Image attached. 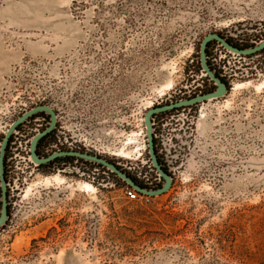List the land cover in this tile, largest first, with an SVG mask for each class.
Listing matches in <instances>:
<instances>
[{
  "label": "rangeland",
  "instance_id": "374dc122",
  "mask_svg": "<svg viewBox=\"0 0 264 264\" xmlns=\"http://www.w3.org/2000/svg\"><path fill=\"white\" fill-rule=\"evenodd\" d=\"M263 80L264 0H0V264H264Z\"/></svg>",
  "mask_w": 264,
  "mask_h": 264
},
{
  "label": "water",
  "instance_id": "95a60500",
  "mask_svg": "<svg viewBox=\"0 0 264 264\" xmlns=\"http://www.w3.org/2000/svg\"><path fill=\"white\" fill-rule=\"evenodd\" d=\"M216 39L217 37L215 36V35H209V36H207L204 40H203V47L205 46V44L209 41V40H211V39ZM231 50H233V51H235L236 53H240V54H244V53H246V52H253V51H255V50H257L258 49V47H255V48H251L250 50H239V49H236V48H234V47H232V46H229V45H227ZM203 47L201 48V58H202V63H203V65H205V60H204V56H203ZM208 70V69H207ZM210 75H211V73H209ZM212 76V75H211ZM214 78V77H213ZM214 80H215V82H216V84H217V87H216V90L214 91V92H210V93H207V94H204V95H202L200 98H217V97H219V96H221V95H223L224 93H225V90H226V88H225V84H223V83H221L218 79H215L214 78ZM37 111H45V112H48L49 114H50V116H51V123H50V126L45 130V131H43L42 133H39L38 135H36L35 137H34V139L32 140V143H31V156H32V159L35 161V162H39V163H45V162H47L50 158H47V159H41V158H38L37 156H36V154L34 153V151H35V148H36V144H37V141L42 137V136H44L45 134H47L49 131H50V129L52 128V126L54 125V116H53V112L49 109V108H47V107H44V106H40V107H38V108H35V109H33V110H31V111H29V112H27L26 114H24L23 116L24 117H26V116H28V115H30V114H32L33 112H37ZM148 118H146V120H147ZM146 125H147V127H148V122L146 121ZM148 130H149V127H148ZM150 150H151V152H152V145H151V143H150ZM57 156H60V155H63V156H76V157H78V158H82V159H85V160H90V161H94V162H96V163H99V164H102V165H104V166H106V167H108V168H110L113 172H115L116 174H118L120 177H122L127 183H129L131 186H135L134 185V183L129 179V178H127L122 172H120L118 169H116L115 167H114V165L113 164H110V163H108V162H105L104 160H102V159H100V158H98V157H95V156H91V155H88V154H80V153H74V152H65V153H59V154H56ZM56 156V157H57ZM169 184H170V180H169V178L168 177H165V184H164V186L160 189V190H158V191H151V192H149V191H146V190H143L142 188H140V187H138V186H136V188H137V190L138 191H140V192H143V193H145V194H150V195H152V194H155L156 192H158V193H160V192H163V191H165V190H167L168 188H169ZM5 218H6V211H5V207L3 206V208H2V212H1V214H0V224H2L3 222H4V220H5Z\"/></svg>",
  "mask_w": 264,
  "mask_h": 264
},
{
  "label": "trees",
  "instance_id": "16d2710c",
  "mask_svg": "<svg viewBox=\"0 0 264 264\" xmlns=\"http://www.w3.org/2000/svg\"><path fill=\"white\" fill-rule=\"evenodd\" d=\"M226 42H228L232 47H234V48H236V49H239V50H244V49H247V48H251V47H253V44H237V43H232V42H230L229 40H226ZM207 65H208L209 69L212 70V68H211V66H210V64H209V62H207ZM214 76H215L217 79H220L221 82L225 83V81H224L223 78L219 75V73H215V72H214ZM210 92H212V88H209L208 90L202 92V94H207V93H210ZM35 117H36V116H35ZM46 137H48V135H47V136H44V138H46ZM44 138H43V139H44ZM59 160H61V161H64V160H73V158H71V157H67V156H65L63 159L55 158V159H54V162H57V161H59ZM113 165H114V167H115L116 169H118L120 172H122L127 178H129V179L134 183V185H138V187H140V188L148 189L145 185L142 186L140 182H138L134 177L130 176L127 172H125V171H123V170H120V168H119L118 166H116L115 164H113Z\"/></svg>",
  "mask_w": 264,
  "mask_h": 264
},
{
  "label": "bare ground",
  "instance_id": "6f19581e",
  "mask_svg": "<svg viewBox=\"0 0 264 264\" xmlns=\"http://www.w3.org/2000/svg\"><path fill=\"white\" fill-rule=\"evenodd\" d=\"M239 86H241V84L236 85V88L239 87ZM255 87L257 89H260V88L264 87V80L262 82H260L258 85H256ZM119 153L122 154V155L127 154L123 150H120ZM51 180H54V181H57V182H62L63 181V179L60 176L55 175V176H52V177H45L44 178V184L45 185L50 184ZM76 188L79 189V190H82V191H87V192H93V190H94L93 186L88 184V183H86V182H78L76 184Z\"/></svg>",
  "mask_w": 264,
  "mask_h": 264
},
{
  "label": "built area",
  "instance_id": "2783aa9c",
  "mask_svg": "<svg viewBox=\"0 0 264 264\" xmlns=\"http://www.w3.org/2000/svg\"><path fill=\"white\" fill-rule=\"evenodd\" d=\"M125 197L128 200L148 202L147 196L143 194H139L137 190H135L134 188L127 187L125 190Z\"/></svg>",
  "mask_w": 264,
  "mask_h": 264
}]
</instances>
